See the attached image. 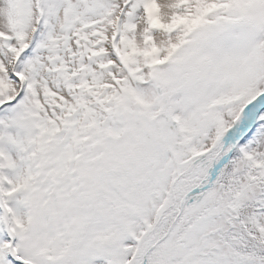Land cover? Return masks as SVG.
Here are the masks:
<instances>
[{"label": "snow or ice", "instance_id": "obj_1", "mask_svg": "<svg viewBox=\"0 0 264 264\" xmlns=\"http://www.w3.org/2000/svg\"><path fill=\"white\" fill-rule=\"evenodd\" d=\"M0 264H264V0H0Z\"/></svg>", "mask_w": 264, "mask_h": 264}]
</instances>
